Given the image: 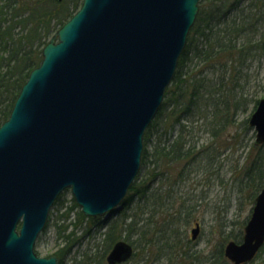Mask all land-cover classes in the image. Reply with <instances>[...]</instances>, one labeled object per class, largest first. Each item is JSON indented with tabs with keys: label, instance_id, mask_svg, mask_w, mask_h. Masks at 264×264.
Instances as JSON below:
<instances>
[{
	"label": "water",
	"instance_id": "95a60500",
	"mask_svg": "<svg viewBox=\"0 0 264 264\" xmlns=\"http://www.w3.org/2000/svg\"><path fill=\"white\" fill-rule=\"evenodd\" d=\"M199 0H82L42 49L0 124V264H58L35 242L57 197L70 189L86 217L108 218L135 180L143 136L171 83ZM264 144V98L249 118ZM199 231L191 230L194 240ZM264 243V186L232 264ZM114 243L107 264L132 255Z\"/></svg>",
	"mask_w": 264,
	"mask_h": 264
},
{
	"label": "trees",
	"instance_id": "16d2710c",
	"mask_svg": "<svg viewBox=\"0 0 264 264\" xmlns=\"http://www.w3.org/2000/svg\"><path fill=\"white\" fill-rule=\"evenodd\" d=\"M80 4L81 0H0V123L7 119L29 72L39 65L42 47L56 27L62 26ZM262 58L264 0L199 1L197 17L174 76L166 88L156 117L144 134L141 162L145 163L147 155L153 158L149 162L155 165L147 173L151 180L176 179L173 175L175 165L182 164L185 171L198 162V154L205 164L212 165L219 155L216 150L229 147L225 132L232 125H243V135L245 130L252 129L248 119L235 124V115L245 104V88L251 80L247 69L254 60L258 62ZM256 104L257 101L253 110ZM200 120L210 141L195 151L193 133L198 124L193 123ZM240 172L241 182L250 187L252 198H255L264 185V145H251ZM177 173L178 177L183 174L181 171ZM138 178L121 203L123 214L111 221L107 230L103 231L101 256L84 255V260L79 264H106L105 256L118 240H126L133 247L131 258L123 264H143V259L146 264V260L157 258L152 256L151 251L158 241L168 244V240L158 239L160 237L155 235L150 225L153 216L160 212L163 214L161 207L163 201L170 197V187L163 194H159L158 189L147 191V184ZM60 198L61 195L54 206L61 204ZM73 211L75 221L67 222ZM126 211L131 213L126 215ZM148 213V217L143 218ZM167 215L170 219L173 217L170 213ZM84 222L87 226L79 232ZM55 224V240L60 247L54 255L62 264L79 244L78 237L98 232L108 223L100 217H85L71 199V206L56 214ZM173 236L178 242L173 246L168 244L172 252L167 254L168 258L165 257L167 264H194V261H198L199 256L182 249L179 243L188 247V237L180 238L174 233ZM241 237V234L227 235L223 242L230 239L239 242ZM215 248L217 259L225 264L223 245Z\"/></svg>",
	"mask_w": 264,
	"mask_h": 264
},
{
	"label": "rangeland",
	"instance_id": "374dc122",
	"mask_svg": "<svg viewBox=\"0 0 264 264\" xmlns=\"http://www.w3.org/2000/svg\"><path fill=\"white\" fill-rule=\"evenodd\" d=\"M58 1L61 2L63 0ZM58 28L59 26L56 27V31ZM247 73L250 74L249 78L251 80L245 88V104L240 107L241 109L235 115V124H239L245 119L249 120L255 102L264 98V58L258 62L257 59L254 60L249 65ZM196 124H198V128L193 133L195 151L199 150L200 146L206 141H210L208 133L204 132L202 121H195L193 123V125ZM230 128L225 132V135L228 136L229 147L227 149L216 150L219 155L212 165L205 164V161L200 160L201 157L198 154V162L190 165V168L185 171L182 170V164L175 165L176 172H173V175L176 179L172 180L169 178V180H166L164 178H157V180H151L147 176V173L155 163L149 162L153 158L147 155L145 163L141 162L138 172V179L143 180L148 186L147 191L158 189V193L163 194L170 187V197L165 199L164 203L162 202L161 208L164 209L163 214H160L162 213L160 212L153 217L150 216L152 217L150 228L151 230H155V235L160 237L158 239L168 240V244L172 246L178 242L173 233L179 235L180 238L187 236L190 241L188 247L181 242L179 243L182 245V249H188L190 254L194 253L199 256L198 261L193 262L194 264H221L216 257L217 250H215V247L221 244L224 249L226 243L233 240L230 239L223 242V239L227 235H243L244 225L249 219L254 205V198H252L251 194L252 190L241 182L242 174L240 172L245 161V156L254 143V130H245L246 133L243 135V125H232ZM233 135H237L235 139L232 138ZM235 140L236 142H234ZM211 147L214 146L211 145ZM147 152L150 153L149 148H147ZM202 154L205 155L206 153L202 152ZM161 170L163 169L161 168ZM178 171L183 173L179 177ZM159 181L162 184H159ZM71 197L70 190L64 191L60 198L61 204L57 206L58 210L54 206L55 204L51 208L46 226L34 245V252L39 257L54 255L60 247L55 240V217L57 213L59 214L65 208L71 206ZM123 210L124 208L120 206L116 210L118 212L116 215L105 218L107 219L106 224L108 223L105 225L106 228L102 227L98 232L84 235L82 238L77 236L79 244L64 258L62 264H79L84 260V255L87 254L88 257H93L96 254L101 256L104 247V244H102L103 231L107 230L111 221L123 214ZM130 213L129 211L125 212L126 215ZM167 213H170L173 217L171 219L168 218ZM148 215L149 213L144 214L143 218L148 217ZM74 218L75 211L70 213L67 222H74ZM101 219L105 221L104 217ZM195 222L199 223V231L195 239L191 240V230L194 228ZM86 226L87 224L84 222L78 231H83ZM168 244H165L164 241H158L151 251L152 256L154 258L157 256V258L146 260V264H167V254L172 252ZM225 260V264H231L226 258ZM172 261L174 262V258ZM247 264H264V246L255 258Z\"/></svg>",
	"mask_w": 264,
	"mask_h": 264
}]
</instances>
